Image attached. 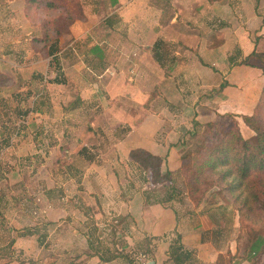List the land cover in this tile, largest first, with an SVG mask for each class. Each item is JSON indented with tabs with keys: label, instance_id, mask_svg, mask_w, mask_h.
<instances>
[{
	"label": "crops",
	"instance_id": "1",
	"mask_svg": "<svg viewBox=\"0 0 264 264\" xmlns=\"http://www.w3.org/2000/svg\"><path fill=\"white\" fill-rule=\"evenodd\" d=\"M93 2L95 11L89 12L84 6L86 19L71 26L76 39L88 34L93 41L94 23L105 14L106 33L110 35L106 41L95 40L92 48L96 50L89 53L99 61L105 57L106 70L100 73L88 66L89 73H81L77 65L78 71L72 74L79 77L75 90L82 93L81 98H87L88 91L90 96L96 94L93 100L102 111L101 115L94 114L90 132L83 137L89 136L84 145L89 143V149L99 151L104 159H91L89 170L83 173V188L94 192L101 189L107 198L99 197L95 203L102 207L106 200L109 213L129 215L132 222L126 239L127 249L135 252L133 264H176L168 253L176 240L187 256L178 264H215L219 255L224 259L241 255L237 253V211L218 199L209 204L206 196L198 208L187 203L188 197L172 194L162 198L160 186L151 185L149 174L131 160L129 152L143 148L163 157L162 171L176 176L182 163L179 136L183 132L181 126L175 127L177 123L193 126L195 122L217 121L226 113L252 114L264 75L261 69L240 62L253 51L264 52V0ZM104 43L105 47H101ZM87 75L90 81L92 76L97 77L93 79L97 83H87ZM101 92L104 96H100ZM240 123L242 135L252 137V131ZM105 125L127 128L119 138H112L107 130L103 131L108 129ZM107 189H111L110 196ZM65 192L61 189L55 196L47 189L41 229L19 231L24 226L19 225L18 218L13 219L15 230L9 252L15 258L4 264H26L23 261L32 255L46 264L47 258L53 257V248L61 250V240L65 242L61 224L72 221L68 202L78 199L65 196ZM80 202L75 204L80 207ZM39 233L42 235L38 236L39 249L35 252L33 243ZM89 240L92 246V237ZM74 247L65 244L63 249ZM96 250L94 264H107L101 251ZM59 260L52 258L47 264H61ZM231 264L248 261L240 257Z\"/></svg>",
	"mask_w": 264,
	"mask_h": 264
},
{
	"label": "rangeland",
	"instance_id": "2",
	"mask_svg": "<svg viewBox=\"0 0 264 264\" xmlns=\"http://www.w3.org/2000/svg\"><path fill=\"white\" fill-rule=\"evenodd\" d=\"M93 1L81 0L83 11L84 6L89 12L95 11ZM64 12L63 8L49 0H0V250L3 249L0 252V264L15 258L9 252L11 234L15 230L13 219L18 218L19 225L24 226L19 231L42 228L45 222L42 211L46 207L43 200L47 196V189L53 191L55 196L64 189L65 196H77L78 199L68 202V206H71L68 217H72V221L61 224V236L65 242L61 240V250L53 248V257H48L46 264L52 258L60 259L61 264H94L96 249L101 251L107 264H133L135 252L127 249L126 239L127 228L132 222L129 215H117L114 211L109 213L111 210L106 205V200L102 207L95 203L99 197L107 198L102 190L89 191L82 185L83 173L89 170L91 159H104L99 151L89 149V143L84 145V140L89 142V136L83 137L90 132L94 114L101 115L102 111H98L101 107H96L99 104L93 100L96 94L90 96L88 91V97L81 98L82 93L75 90L79 77H72V74L78 71L76 67L79 66L83 71L81 73H89L88 66L100 73L106 70L108 61L105 57L99 61L87 53L95 40L106 41L110 36L106 33L105 14H99L100 18L94 23L93 41L89 40L91 36L88 34L81 40L76 39L72 32L60 35L58 71L47 50L58 34V18ZM101 47H105V43ZM57 74L65 77L64 84L51 82ZM93 79L98 78L92 76L90 81L88 75L84 77L87 83L90 81L96 84ZM100 96H104V93L101 92ZM227 115L229 113L223 114L216 122L230 128L234 119ZM235 116L242 121L239 116ZM235 120L238 123L236 118ZM193 124L175 125L181 126L183 131L179 136L182 163L204 138L206 123ZM107 126L108 129L103 131L107 130L112 138H119L127 128L114 125H105L104 128ZM192 127L195 134H191L194 131H191ZM244 129L246 134L248 130L246 127ZM70 165L74 168L69 169ZM178 171L176 176L171 175V182L160 185V196L163 198L175 194L178 197H188L190 202L186 200L187 203H193L195 207L188 194L186 178L180 169ZM107 192L110 196L111 189H107ZM212 195L214 196L211 197ZM205 196L209 204H213L216 199L224 202L217 193V187L208 190L201 203ZM75 201H81V208ZM74 205L77 208H73ZM99 208L102 215L99 214ZM41 235L42 233L35 235V252L39 249L38 236ZM237 235V253L241 252V255L236 254V258H240L247 245V234L245 229L239 228ZM91 237L94 241L92 246L88 244ZM65 244H72L76 248L65 250ZM99 246L101 247L98 248ZM42 260L39 256L32 255L23 263L42 264ZM262 261L264 257L257 256L248 261V264H260Z\"/></svg>",
	"mask_w": 264,
	"mask_h": 264
},
{
	"label": "trees",
	"instance_id": "3",
	"mask_svg": "<svg viewBox=\"0 0 264 264\" xmlns=\"http://www.w3.org/2000/svg\"><path fill=\"white\" fill-rule=\"evenodd\" d=\"M49 1L65 11L58 18V34L47 50L55 69L60 71L59 37L71 33V26L86 18L81 0ZM208 1L212 3L217 0ZM95 50L96 47H93L87 53ZM240 64L257 67L264 75V52L253 51ZM51 82L64 84L66 79L57 74ZM227 116L234 119L230 128L216 121L205 124L203 140L184 158L179 169L186 178L188 194L195 207L201 203L208 190L217 187V193L223 198L224 204L237 211L239 228L245 229L247 234L242 258L251 261L257 256L264 257V84L252 114L237 115L253 131L252 137H243L235 115ZM129 157L149 174V181L154 187L172 181L170 171H162L163 157L143 148L130 150ZM168 253L176 264L187 260L178 240L170 245ZM234 258L236 255H229L228 259L219 255L215 264H223L225 261L230 264ZM260 264H264V261Z\"/></svg>",
	"mask_w": 264,
	"mask_h": 264
}]
</instances>
